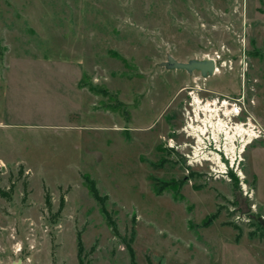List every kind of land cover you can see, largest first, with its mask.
Segmentation results:
<instances>
[{
    "label": "rangeland",
    "instance_id": "1",
    "mask_svg": "<svg viewBox=\"0 0 264 264\" xmlns=\"http://www.w3.org/2000/svg\"><path fill=\"white\" fill-rule=\"evenodd\" d=\"M188 87L264 121V0H0V264H264V129L186 168Z\"/></svg>",
    "mask_w": 264,
    "mask_h": 264
},
{
    "label": "built area",
    "instance_id": "2",
    "mask_svg": "<svg viewBox=\"0 0 264 264\" xmlns=\"http://www.w3.org/2000/svg\"><path fill=\"white\" fill-rule=\"evenodd\" d=\"M204 57L213 61L216 71L219 57L215 54ZM180 91L184 92L186 101L176 134L183 139L174 145L168 144V148L178 152L186 168H204L202 173L207 178L224 179L232 174L241 180L239 166L245 148L263 135L259 125L246 113L238 98L214 93L204 95L205 90L195 91L191 87ZM241 187L247 195L243 184Z\"/></svg>",
    "mask_w": 264,
    "mask_h": 264
},
{
    "label": "water",
    "instance_id": "3",
    "mask_svg": "<svg viewBox=\"0 0 264 264\" xmlns=\"http://www.w3.org/2000/svg\"><path fill=\"white\" fill-rule=\"evenodd\" d=\"M162 66L166 69L181 70L186 73L197 72L198 75L204 79L213 76L215 72L213 61L206 57H202L201 59H189L186 62H178L172 57L167 56ZM260 225L264 228V222H261ZM11 264H19V261Z\"/></svg>",
    "mask_w": 264,
    "mask_h": 264
},
{
    "label": "trees",
    "instance_id": "4",
    "mask_svg": "<svg viewBox=\"0 0 264 264\" xmlns=\"http://www.w3.org/2000/svg\"><path fill=\"white\" fill-rule=\"evenodd\" d=\"M231 177H234L232 174H230ZM90 184V189L92 190V194L94 196L95 199H97L98 201H101V199L97 196V192L95 190V188L93 187L92 183Z\"/></svg>",
    "mask_w": 264,
    "mask_h": 264
},
{
    "label": "crops",
    "instance_id": "5",
    "mask_svg": "<svg viewBox=\"0 0 264 264\" xmlns=\"http://www.w3.org/2000/svg\"><path fill=\"white\" fill-rule=\"evenodd\" d=\"M256 121L260 125V127L264 129V121L262 120V118L256 117ZM254 193H255V191H254Z\"/></svg>",
    "mask_w": 264,
    "mask_h": 264
},
{
    "label": "bare ground",
    "instance_id": "6",
    "mask_svg": "<svg viewBox=\"0 0 264 264\" xmlns=\"http://www.w3.org/2000/svg\"><path fill=\"white\" fill-rule=\"evenodd\" d=\"M216 72H219V71H218V68H217V70L215 71V73H216ZM169 146H170V145H169ZM241 178H242V174H241ZM243 185H244V184H243ZM243 187L246 188L245 185H244Z\"/></svg>",
    "mask_w": 264,
    "mask_h": 264
}]
</instances>
